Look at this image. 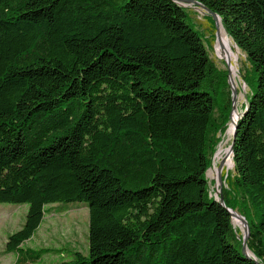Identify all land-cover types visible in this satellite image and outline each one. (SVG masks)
Wrapping results in <instances>:
<instances>
[{"label": "trees", "instance_id": "1", "mask_svg": "<svg viewBox=\"0 0 264 264\" xmlns=\"http://www.w3.org/2000/svg\"><path fill=\"white\" fill-rule=\"evenodd\" d=\"M196 1L250 64L223 204L206 172L231 91L184 7L0 0V203L27 204L13 264L51 250L24 242L68 202L88 208L87 248L56 264H264V0Z\"/></svg>", "mask_w": 264, "mask_h": 264}, {"label": "rangeland", "instance_id": "2", "mask_svg": "<svg viewBox=\"0 0 264 264\" xmlns=\"http://www.w3.org/2000/svg\"><path fill=\"white\" fill-rule=\"evenodd\" d=\"M178 4L187 10L195 28L200 31L206 39L208 45L207 52L210 59L219 69L227 71L228 82V64L225 59L218 57L214 46L218 27L216 28L214 22L212 23V17L210 18L208 13L198 5L182 1H178ZM231 49L237 55L235 60L236 62H231L234 64L237 63L238 88L235 91L236 97L234 100V106L231 108V120L229 118L224 131L222 133H218L217 135L219 142L217 143L216 150L211 157L210 167L206 172L210 191H212V195L215 197H218L219 188L226 186L225 177L229 173L233 174V162L230 167L223 165L219 172L221 181L218 180V173L214 167L217 150L220 144H223V146H226L227 148L230 146L232 133L227 134L229 125L235 119L234 115L237 112L239 114L241 113L245 104L246 96L247 98H250L251 96L243 79V75L246 70L249 69L250 64L246 60L245 54L237 48L232 40ZM229 82L228 85L230 88L231 83L229 84ZM230 157L232 159L231 154ZM219 163L220 162L217 159L216 166H218ZM58 207H61L63 211L55 212L59 209ZM58 207H52L49 212L47 211L45 213L43 221L37 231L29 240L24 242V246L31 248L43 247L51 249L49 252L45 253L40 262L38 261L35 264H56L62 260L69 259V252L72 250H77L82 253H85L86 251L88 208L84 203L80 202L59 203ZM26 210L27 204L0 203V264H13L15 260V254L13 252H7L4 245L7 240V236L21 228L24 222ZM232 223L242 233V226L238 222L234 223L233 219Z\"/></svg>", "mask_w": 264, "mask_h": 264}, {"label": "bare ground", "instance_id": "3", "mask_svg": "<svg viewBox=\"0 0 264 264\" xmlns=\"http://www.w3.org/2000/svg\"><path fill=\"white\" fill-rule=\"evenodd\" d=\"M218 29H217V37H216V42H215V49L217 52V55L219 58H223L226 60L228 64V72H229V80L231 83L232 88L236 91L238 88V80H237V66L236 64L232 63L231 61L236 60V53H234L231 49V39L227 36L225 33L222 25L218 21ZM238 61V60H237ZM236 62V61H235ZM237 113L234 115L235 119L237 118ZM234 119V120H235ZM234 120L230 123L229 128L227 130V134L232 133V127L234 125ZM224 143V142H223ZM221 162V167L223 165H226L227 167L232 166V159L230 155L228 154V148L223 146V144L219 146L217 153H216V161ZM216 161H214V167L216 172L218 173V166H216ZM220 164V163H219ZM213 176V175H212ZM233 222H238L241 226V220L237 216L232 217Z\"/></svg>", "mask_w": 264, "mask_h": 264}, {"label": "water", "instance_id": "4", "mask_svg": "<svg viewBox=\"0 0 264 264\" xmlns=\"http://www.w3.org/2000/svg\"><path fill=\"white\" fill-rule=\"evenodd\" d=\"M175 2H178V1H182V2H186V3H192L194 5H198L200 6L204 11H206L213 19V22L215 24V27L217 28L218 27V21L219 20V17L218 15L215 13V12H212L210 11L207 7H205L204 5H202L201 3H199L198 1L196 0H173ZM228 82H229V78H228ZM230 84V82H229ZM230 90H231V99H232V108L234 106V100H235V97H236V92L235 90H233V88L230 86ZM231 114L232 112L230 113V120H231ZM241 114V113H240ZM240 114L237 112V118L234 120V125H233V129H232V140H231V143H230V146L228 147V154L232 155V152H233V144H234V130H235V127H236V123H237V120H238V117L240 116ZM218 180L221 181V177H220V169H221V162L220 164L218 165ZM218 200L221 204H223V197L221 195V187L219 188V191H218ZM230 216H231V220H232V217L233 216H237L240 220H241V223H242V243H241V251L242 253L248 257V251H247V248H246V240L249 236V228H248V224H247V221L245 220V218L240 215L239 213H237L236 211L230 209V208H227Z\"/></svg>", "mask_w": 264, "mask_h": 264}]
</instances>
